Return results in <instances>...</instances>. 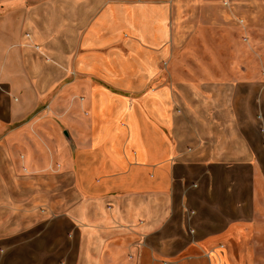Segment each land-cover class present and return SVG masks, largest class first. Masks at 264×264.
Instances as JSON below:
<instances>
[{
  "label": "crops",
  "instance_id": "1",
  "mask_svg": "<svg viewBox=\"0 0 264 264\" xmlns=\"http://www.w3.org/2000/svg\"><path fill=\"white\" fill-rule=\"evenodd\" d=\"M0 264H264V0H0Z\"/></svg>",
  "mask_w": 264,
  "mask_h": 264
},
{
  "label": "rangeland",
  "instance_id": "2",
  "mask_svg": "<svg viewBox=\"0 0 264 264\" xmlns=\"http://www.w3.org/2000/svg\"><path fill=\"white\" fill-rule=\"evenodd\" d=\"M228 57V56H227ZM189 58H191V56H187V55H185L184 53H182V54H179L178 56H177V64H179L178 66H179V71H178V75L179 76H185V73H186V71H184V66H185V64H186V62H187V59H189ZM180 66H182V68L180 67ZM252 106V105H251ZM252 108V107H251ZM245 109H250L249 108V105H247V106H245L244 104H242V108H241V110L242 111H244ZM70 185H71V179L69 178V177H67V178H65V182H64V189H65V201L66 200H69L70 201V199H71V195H70V192L69 191H67V189L70 187Z\"/></svg>",
  "mask_w": 264,
  "mask_h": 264
}]
</instances>
